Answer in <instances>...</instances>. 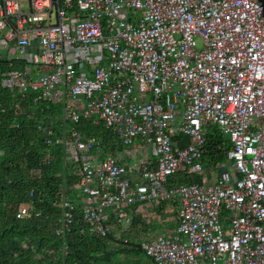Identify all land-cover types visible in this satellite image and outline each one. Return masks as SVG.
Returning <instances> with one entry per match:
<instances>
[{
    "label": "built area",
    "instance_id": "obj_1",
    "mask_svg": "<svg viewBox=\"0 0 264 264\" xmlns=\"http://www.w3.org/2000/svg\"><path fill=\"white\" fill-rule=\"evenodd\" d=\"M21 1L0 0V76L20 101L62 104L60 127L37 125L75 177L51 200L62 230L78 212L91 234L120 238L140 213L135 242L152 264H264L257 0H26L27 12ZM81 120L101 123L120 149L97 153ZM211 128L230 144L215 178L202 165ZM158 201L173 204L161 220L177 227L154 235L146 208ZM29 211L41 215L22 206L16 218Z\"/></svg>",
    "mask_w": 264,
    "mask_h": 264
},
{
    "label": "trees",
    "instance_id": "obj_2",
    "mask_svg": "<svg viewBox=\"0 0 264 264\" xmlns=\"http://www.w3.org/2000/svg\"><path fill=\"white\" fill-rule=\"evenodd\" d=\"M12 65L20 67L15 62ZM5 67L6 62L0 60L1 73ZM17 104L20 110L15 109ZM60 115L59 105L42 101L33 106L29 100L20 101L0 76V264H152L135 242V234L146 231L141 219L132 224L139 231H123L120 238L91 234L78 212L69 231L62 230L59 210L51 200L62 180L71 184L75 177L62 168L60 148L45 145L37 131L42 122L58 125ZM76 129L98 136L103 145L109 141L101 127H91L87 121L79 122ZM229 147V141L212 128L203 146V163L222 167ZM47 156L53 158L51 163L46 162ZM31 190L41 194L43 202L30 198ZM22 206L35 207L41 215L29 211L16 218Z\"/></svg>",
    "mask_w": 264,
    "mask_h": 264
},
{
    "label": "crops",
    "instance_id": "obj_3",
    "mask_svg": "<svg viewBox=\"0 0 264 264\" xmlns=\"http://www.w3.org/2000/svg\"><path fill=\"white\" fill-rule=\"evenodd\" d=\"M24 67L23 66H20L19 67V69H14V68H12L13 70H21V69H23ZM56 105H59L60 107H61V115H60V120H58L59 121V123H58V125H55V122L54 121H52V123L50 124L49 122H48V124L47 123H44V122H42L44 125H54V126H61L62 125V118H63V110H62V104L61 103H58V104H56ZM81 121H87V122H89V125L91 126V127H101V129L104 131V133L106 134V137H107V139H109V141L107 142V144L105 145H103L102 144V140H101V138H99L98 136H96V135H92V134H88V135H84L82 132H80L81 134H82V136H84V137H89V136H96V137H98L99 138V140H100V142H101V145H100V148L98 149V151H100L102 154H105V153H111V152H114L115 150H119L120 149V144L119 143H113L112 141H111V139H110V137L107 135V133H106V131H105V129H104V127H103V125L101 124V123H98L97 125H95V124H93L92 123V121H89V120H81ZM80 121V122H81ZM41 124V123H40ZM77 126V125H76ZM229 146H230V144H229ZM202 165H203V161H202ZM204 166V165H203ZM223 166H224V162H223ZM215 167V166H213V165H211V164H207L206 166H204L206 169H208L209 171H210V178H212V171L213 172H219L220 171V169H222V168H224V167ZM178 177V179H179V176H177ZM177 181H180V180H177ZM194 181H196V182H198V183H202V180H201V178L200 177H197V178H195L194 179ZM175 182V181H174ZM181 182V181H180ZM168 184H172V182H168ZM152 204V203H151ZM172 205L173 204H170V203H168V202H162V201H158V202H156V206H154L153 208H151L150 206H147V213H150V214H152V215H156L157 217H159L160 219H162V220H164L165 218H167L168 216H169V214H171L172 215V213H175L174 211H172ZM159 208H162V213H160L159 212ZM141 219V221L143 220L144 221V218H143V216L140 214V213H136L133 217H132V220H131V225H130V227H128V228H126V231H132V232H134V234L137 232V231H139V230H137V226H132V224H133V222H134V220L135 219ZM142 229H145V228H142ZM142 234V232H140V233H137V234H135L136 236H139V235H141Z\"/></svg>",
    "mask_w": 264,
    "mask_h": 264
},
{
    "label": "rangeland",
    "instance_id": "obj_4",
    "mask_svg": "<svg viewBox=\"0 0 264 264\" xmlns=\"http://www.w3.org/2000/svg\"><path fill=\"white\" fill-rule=\"evenodd\" d=\"M21 5H23V7L25 6V8H23L22 10L24 12H27L28 11V4L26 2V0H22L21 1ZM35 69V68H34ZM212 131V128L210 130V132ZM97 153L101 154L100 151H96ZM98 155V154H96ZM204 166H206L207 164L204 162L203 163ZM230 169V167H229ZM212 173V178H215L219 172H211ZM72 194H73V198H79V200H77V203H80L82 202V194L81 192L79 191V189H73L72 190ZM149 214V213H148ZM153 216V215H151ZM173 216L171 214H169V218H172ZM171 223H167V222H164L162 221L160 218H156V217H153L151 222H150V231H151V234H158V233H163L164 231H167V230H176V227H177V223H175L174 221H170ZM174 222V223H173Z\"/></svg>",
    "mask_w": 264,
    "mask_h": 264
},
{
    "label": "water",
    "instance_id": "obj_5",
    "mask_svg": "<svg viewBox=\"0 0 264 264\" xmlns=\"http://www.w3.org/2000/svg\"><path fill=\"white\" fill-rule=\"evenodd\" d=\"M258 2V11H259V18L264 26V0H257Z\"/></svg>",
    "mask_w": 264,
    "mask_h": 264
}]
</instances>
